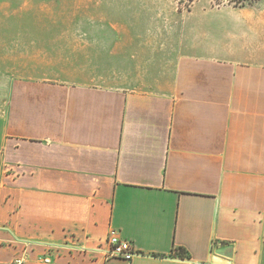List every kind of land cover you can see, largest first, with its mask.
Masks as SVG:
<instances>
[{
	"label": "crops",
	"instance_id": "1",
	"mask_svg": "<svg viewBox=\"0 0 264 264\" xmlns=\"http://www.w3.org/2000/svg\"><path fill=\"white\" fill-rule=\"evenodd\" d=\"M184 16L118 85L0 54V264H264V0Z\"/></svg>",
	"mask_w": 264,
	"mask_h": 264
},
{
	"label": "rangeland",
	"instance_id": "2",
	"mask_svg": "<svg viewBox=\"0 0 264 264\" xmlns=\"http://www.w3.org/2000/svg\"><path fill=\"white\" fill-rule=\"evenodd\" d=\"M240 3L237 0H0V54L7 51L61 54L66 62L64 73L73 80L118 85L129 75L115 72L120 66L115 58L117 52L126 47L133 50L135 43L149 50L151 41H155L150 35L154 31L163 34L161 30L167 26V20L174 21V39L179 38L184 15L195 5L239 7ZM153 20H158V28L151 26Z\"/></svg>",
	"mask_w": 264,
	"mask_h": 264
},
{
	"label": "built area",
	"instance_id": "3",
	"mask_svg": "<svg viewBox=\"0 0 264 264\" xmlns=\"http://www.w3.org/2000/svg\"><path fill=\"white\" fill-rule=\"evenodd\" d=\"M107 244V248H97V250L109 257H120L125 260H131L139 253L138 250L134 248L133 244L130 241L121 238L116 230H111L108 233ZM50 249H53V247H50ZM49 254L50 253L48 252L47 256L42 257V260L46 263H50L52 261ZM24 262L25 260L19 257L16 258L13 263L24 264Z\"/></svg>",
	"mask_w": 264,
	"mask_h": 264
},
{
	"label": "trees",
	"instance_id": "4",
	"mask_svg": "<svg viewBox=\"0 0 264 264\" xmlns=\"http://www.w3.org/2000/svg\"><path fill=\"white\" fill-rule=\"evenodd\" d=\"M237 1H241L239 6L245 5L244 3H242L245 0H237ZM172 253H173V255L178 256L180 258H189L188 252L185 249L181 248V247L173 246L172 247Z\"/></svg>",
	"mask_w": 264,
	"mask_h": 264
}]
</instances>
